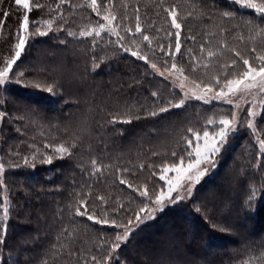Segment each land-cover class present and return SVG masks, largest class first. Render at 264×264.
Listing matches in <instances>:
<instances>
[{
    "label": "trees",
    "instance_id": "16d2710c",
    "mask_svg": "<svg viewBox=\"0 0 264 264\" xmlns=\"http://www.w3.org/2000/svg\"><path fill=\"white\" fill-rule=\"evenodd\" d=\"M32 3L40 5L28 14L32 25L52 22L48 37L39 41L52 46L67 40L71 57L65 63L67 72L50 69L43 79L51 92L24 83L8 86L1 145L5 169L0 173V239L5 243L0 245V264H96L94 256L100 264H264V154L249 132L232 137L234 143L221 152L218 171L197 187L190 202L145 222L130 233L125 245L111 251L115 234H122L139 209L151 204L140 195L146 188L140 179L142 172L152 170L138 160L144 153L127 147L137 136L155 144L181 113L172 108L159 111L168 101L152 95L154 78L147 74L143 60L115 50L104 52L101 47L94 55L86 54L93 37H69L60 27L71 8L68 0ZM77 3L74 14L80 22H103V16L113 14L120 32L131 38L148 35L151 46L144 41L145 47L164 45L157 57L167 61L172 58L165 55L167 46L172 44L174 53L175 44V37L167 32L175 30L164 9L175 6L182 24L176 64L186 65L188 57L200 55L201 45L210 40L256 44L264 50V17L241 9L234 0H97L100 15L89 6L91 0ZM4 11L10 15L0 28V68L14 57L25 12L14 0H0V18ZM224 12L233 15L225 17ZM137 16L141 33H135ZM103 34L96 38L102 47L109 39ZM38 45H29L22 60L30 63L39 58ZM53 56L47 62L60 66ZM94 63L99 66L94 68ZM35 73L29 67L25 77ZM153 111L155 116L150 114ZM125 119L130 122H120ZM259 121L264 139V110ZM61 145L70 154H57L55 148ZM47 156L53 157L51 163L45 162ZM121 179L126 183L121 184ZM253 191L256 194L250 198ZM82 205L94 218L121 227L76 215L77 208L84 210ZM197 207L202 211L197 212ZM109 255L113 259L108 260Z\"/></svg>",
    "mask_w": 264,
    "mask_h": 264
},
{
    "label": "rangeland",
    "instance_id": "374dc122",
    "mask_svg": "<svg viewBox=\"0 0 264 264\" xmlns=\"http://www.w3.org/2000/svg\"><path fill=\"white\" fill-rule=\"evenodd\" d=\"M68 1L71 8L62 19L60 24V27L66 32L76 33L78 39L92 38L95 37V31L93 30H100V24L105 25V30L101 31V33L105 32L106 34L103 35H107L109 37V39H107L108 43L102 47L96 43L95 45H93V41L91 40L88 47L89 50L86 51V54L94 55L95 51L99 50V47H101L104 52L115 50L116 53L131 55L130 52H125L123 48H121L119 44L116 43L119 36L125 37L124 40L120 41V44H123L124 47L138 50L148 57L149 63L144 62V65L147 74L154 78V92L160 94L162 98L166 99L168 102L170 100L179 101V99L184 97L185 93H188V95L191 96V93L195 87V84L193 82L199 83L201 85V88H203L204 85H210L215 92L219 90V88L226 82L227 79L239 78V73H242V71L245 70V66L242 63L241 57L249 59V62L255 66L259 64V61H257L255 57L264 54V50L262 48L258 49L256 44L246 43V45H242V43L240 42L228 44L222 40H214L213 42L210 40L209 43L204 45V48L207 52H201L200 55L196 56L191 54L192 57H195L196 59H192V57L189 56L186 65L177 64V70H172L171 63L173 62V59L169 58L168 63L165 64V60L161 59L165 57H157V50H160V48L156 45H152V47H145V42L142 38L143 36L140 35L141 37L139 38H131L126 34V37L125 33L120 32L117 29L118 25L116 19L113 20L111 24H109L108 21L104 19L103 22H100L99 20L97 22V20L93 19L88 21L83 19L82 22H80L78 20V16H75L74 14V11H77L78 9V6L76 5L78 4V0ZM107 15L109 16V18H111L113 14L109 13ZM67 20L70 21V24L67 22ZM36 27V25H32L30 22V33L25 34L26 37L30 35L29 42L26 45V51L22 53L21 59L18 60L15 65H13V71L16 72L18 76L19 73L24 74L23 77L20 78L21 82L12 80L10 83L5 84L4 86H0V112L4 113L3 116H0V163H3L1 157V145L3 137L2 128L4 121L8 118V114H6L4 111V102L6 100L5 95L8 86L13 84L20 85L21 83L27 84L29 86H37L38 83L43 84L45 81L43 79H45V76L50 69H53L58 73L67 72V66H65V63L67 59L71 57V53L68 49V46L66 45L67 40H63V42L56 41L53 43V45L51 44L52 46H49V44L45 43L43 40L39 41V39H46L48 35L41 36L38 33L31 34L35 32ZM39 28L43 31H47L48 33L49 31H51L48 29V26L45 25L43 26L40 24ZM111 28H115L118 35L109 34L108 30H110ZM80 31H93V36L80 37ZM262 41L264 43V39ZM37 44H39V58H33L30 63L23 61L22 58L26 54L29 45L32 46ZM153 49H155V51H153ZM253 49H256V51H253ZM209 51L215 53V55L209 57ZM237 53H239L240 55H237ZM49 55H54L53 57L57 59L60 66L58 64H49L46 60ZM233 61H235V63H233ZM174 62L176 63V56ZM151 63H156L157 68L160 69V71H164L166 67L169 69V71H164V74L160 75L159 72L152 69ZM205 65H207V67H205ZM29 67H32L36 73L33 77L26 78L25 76L27 74V70H29ZM179 69H183L182 74ZM70 74L73 75L74 72H70ZM9 76L11 78V73L9 74ZM184 77H187V79H184ZM216 79L220 80V85L216 84ZM181 84H183V88H181ZM233 99L241 105L240 109H233V106L231 104L224 103L222 100L217 99H212L207 104L202 100H197L195 98L185 99V103L181 108H172V111L177 110L181 113L180 120L171 126L165 127L164 131L162 132L163 134L155 144H149L148 139L140 138L141 136H137L133 144L127 147V151H130V149H134L133 151L138 150L139 154L144 153V155H142V157L138 160L140 162L142 160V165H148V169L150 171L152 170L150 174L146 175H144L142 172L143 178L140 179L142 185L147 188L150 196H154L155 193H158L161 190L167 192L168 179H171L173 183H177V174L175 172H164L163 169L166 167L171 168L173 162L179 163L178 158L181 156H185L186 166L188 162L186 153L188 145L186 142V138H191L193 136V133L189 132V129H193L194 132L201 133V136L205 129L209 130L210 132H212L213 130L218 131L219 119H231V115L233 114V112H235L237 116V131L230 136L225 146L234 143V141H231L233 139L232 137H237L244 132H249L252 136L253 144L255 146L257 145L259 148L260 141L264 140L263 135L258 128L260 116L262 115V112L264 110V92H260L258 89H252L251 93L246 94L243 98H241L238 94ZM250 109L255 113V116L251 118L247 117V112ZM210 119L214 121L212 125L208 124V121ZM249 120L254 125L252 129H249L247 127V123L244 122ZM148 148L152 149L151 154L147 153ZM173 153H175L176 155H173ZM220 155L221 153L215 157L216 167L212 168L207 164L201 165V168L207 167L209 170L207 174L202 177L199 183L187 185V181H182V183L192 188L190 196L187 194L183 187H178L177 191L172 193V196L176 197L177 195H180L184 197L183 199L178 200L175 203L166 201L162 211L157 210V206L153 204L148 205L149 209L153 210L151 218L148 217L147 213H139L142 219L140 221H137L135 219V221L132 222V224L128 227L129 235L127 240L122 241L120 244L125 245L129 241L131 235L130 233L132 231L135 232L138 228L143 226L145 222L155 219L158 215L163 213L168 208L177 206L181 202H190L193 199V195L197 187L201 185L206 179L212 177L218 171ZM3 173L4 170L2 174ZM161 175L165 176V180L160 179ZM149 179H152L151 183L149 182ZM222 179L224 178L221 177V179L217 181H222ZM218 205V202L214 204V206L216 207ZM124 231L125 229L123 230V232ZM121 247L122 246H120L118 249H120Z\"/></svg>",
    "mask_w": 264,
    "mask_h": 264
},
{
    "label": "snow or ice",
    "instance_id": "6c2138e0",
    "mask_svg": "<svg viewBox=\"0 0 264 264\" xmlns=\"http://www.w3.org/2000/svg\"><path fill=\"white\" fill-rule=\"evenodd\" d=\"M15 5H17L19 8H22L25 10L21 23L19 25V30L16 35L17 43L15 44V54L14 57L11 59H8L4 63V67L0 68V86H4L7 83H10L12 80H16L17 82H21L20 78L23 77V73H19V76L16 72L13 71V65L17 63L18 60L21 59L22 53L26 51V45L29 42L30 35L26 37L25 34L30 33V20L28 13L32 10L33 7L39 8V4H33L32 0H14ZM234 3L236 5H239L241 9H251L254 10V12L262 17H264V0H234ZM94 12H97V15H100V12L97 8V0H91V3L89 5ZM165 12L170 17V27L174 29L175 31H169L167 32V35L169 37H175V44H174V53L171 51L172 44H169L167 47L169 49L168 52H165L166 56H171L173 59V62L171 63V69L177 70V64L174 62L175 60V54L181 53V30H182V24L178 22V12L175 8V6H172L171 8H165ZM10 15L8 11L3 12V18H0V28L3 27L4 23L6 22L7 17ZM233 15L232 12H224L223 16L225 17H231ZM102 19L108 21L109 24L113 20L116 19L114 15L109 18L108 15H105L102 17ZM48 26V29L51 30V21L45 22ZM100 30H93L95 31V37H93V45L96 43V38L101 37V31L105 30V25L100 24L99 25ZM93 31H81L79 33L80 37H91L93 36ZM109 31V34H117L115 28H111ZM125 31L131 32V29H125ZM142 28L139 23V17L137 16V24L135 27V33H141ZM38 33L41 36L47 35V31H43L37 26L35 28V32L31 34ZM69 36H76V33L69 32ZM143 40L147 41L149 46H151V40L148 35H143ZM125 37L119 36L118 40L116 41L117 44L125 52H130L133 57H136L139 60H143L145 63H149V59L146 55L142 54L138 50L130 49L127 47H124L123 44H120V41L124 40ZM189 39H194L193 37H189ZM63 42V41H62ZM160 51L164 52V45L159 46ZM201 52L204 51L203 45H201L200 48ZM155 51V49H153ZM191 51V50H189ZM253 51H256V49H253ZM215 53L209 51L208 56L212 57ZM237 55H240L237 53ZM192 59H196L195 57H192ZM242 63L245 66V70L242 71V73H239V78H231L227 79L226 82L219 88L217 91H213V88L210 85H204L203 88H201V85L199 83H195V87L191 93V96L188 95V93L184 94V97L179 99V101H169L167 104L160 107V112H167L170 108H181L184 103L185 99L195 98L197 100H202L204 103H209L212 99L222 100L224 103L231 104L233 106V109H240L241 105L236 102L233 98L236 97L238 94L241 98H243L246 94L251 93L252 89H258L260 92H264V54L258 55L255 57L257 61H259L258 65H253L249 62V59L241 57ZM168 61L165 60V64H167ZM235 63V61H233ZM99 65L94 63L93 67L96 68ZM152 69L156 70L160 73V75L164 74V71H169V69L166 67L164 71H160V69L157 68L156 63H151ZM207 67V65H205ZM181 74L183 73V69H179ZM11 73V78L9 74ZM184 79H187V77H184ZM220 80L216 79V84L220 85ZM38 87H45L49 92L52 91V87L47 84H37ZM181 88H183V84H181ZM226 89V91H225ZM199 90V91H197ZM153 96H156L157 93L153 92ZM151 115L155 116L157 113L156 111H153L150 113ZM4 113L0 112V116H3ZM255 116V113L250 109L247 112V117L251 118ZM139 118L138 116L136 117ZM116 117H114V122L116 121ZM237 116L235 112L231 115V119L228 118H221L219 119V130L215 131L213 130L210 132L209 130L205 129L202 133L194 132L193 129H189V132L193 133V136L191 138H186L187 142V159L188 162L185 166V156L179 157V163L173 162L171 168H164V172H175L177 174V183H173L171 179L167 180L168 188L167 192L161 190L158 193L154 194V198L149 197V192L147 188H145L143 191H140V195L142 197L148 198L151 202V204L157 206V210L162 211L163 207L165 205V202L175 203L178 200L183 199V196L177 195L176 197L172 196V193L177 191L178 187H183L184 190L187 192V194L190 196L192 192V188L187 186L190 184L199 183L204 177L207 172L208 168H201L202 164H207L210 167L214 168L216 167V160L215 157L218 156L221 153V150L225 147L227 144L230 136L234 134L237 131V125H236ZM120 122L123 123H129V119L122 120ZM247 123V127L249 129H252L254 125L249 121H244ZM214 123L213 120H209L208 124L212 125ZM242 126V124H241ZM259 150L262 154H264V140H261L259 143ZM55 152L57 154H60L61 156L65 154H70V150L67 147H64L63 145L55 148ZM173 155H176L173 153ZM194 157V158H193ZM53 157L47 156L45 158L46 163H51ZM24 163H29V160L27 157L24 158ZM93 170L94 172H98L100 169L96 164V161H92ZM4 170V164L0 163V173H2ZM161 180H165V176H160ZM182 181H187V185L182 183ZM121 184H125L126 181L124 179L120 180ZM255 191L250 193V198L255 196ZM100 199H103L100 197ZM251 204H249V207ZM84 207V210L81 211L80 208L76 209L75 214L76 215H84L87 216V219L89 221H93L97 224H111L113 227H121V225H117L115 221H108V220H101L94 218L93 214H89L87 211V207L82 205ZM152 209H149L148 205L145 204L143 207L139 209L140 213H147L148 217L151 218L152 216ZM197 212H201L202 209L200 207L196 208ZM4 212L7 215L9 212L8 207L4 208ZM142 217L137 213L136 220L140 221ZM132 221H128V225H131ZM128 225H124L125 231L121 233H116L114 237V242L112 244V252H115L119 247L120 243L124 240H127L129 235V228ZM221 231H228V229H221ZM5 234H6V228H5ZM5 243L4 239H0V245H3ZM94 261H96V264H100V261L97 260V258L94 256L92 257ZM108 260L113 259L111 255L107 257Z\"/></svg>",
    "mask_w": 264,
    "mask_h": 264
}]
</instances>
